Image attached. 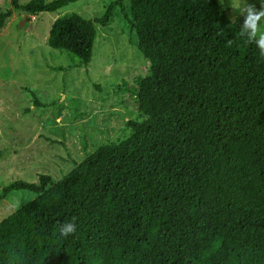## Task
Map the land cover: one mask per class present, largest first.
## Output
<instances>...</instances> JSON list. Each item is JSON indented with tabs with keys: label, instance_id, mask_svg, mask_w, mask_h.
<instances>
[{
	"label": "trees",
	"instance_id": "obj_1",
	"mask_svg": "<svg viewBox=\"0 0 264 264\" xmlns=\"http://www.w3.org/2000/svg\"><path fill=\"white\" fill-rule=\"evenodd\" d=\"M77 1L12 0L0 32L14 10L55 13ZM124 6L57 19L49 46L68 52L72 68L89 66L96 24L109 26ZM231 6L130 0L129 23L151 63L137 80L131 133L56 182L44 174L0 184V202L38 195L0 222V264H264V58ZM68 222L76 233L59 236Z\"/></svg>",
	"mask_w": 264,
	"mask_h": 264
},
{
	"label": "rangeland",
	"instance_id": "obj_2",
	"mask_svg": "<svg viewBox=\"0 0 264 264\" xmlns=\"http://www.w3.org/2000/svg\"><path fill=\"white\" fill-rule=\"evenodd\" d=\"M114 1L81 0L55 13L34 15L14 10L1 30L2 187L20 180L37 182L44 174L56 182L102 145L130 135L127 122L139 115L137 80L146 77L151 67L138 50V37L129 23L130 0H125L123 9H115V20L109 26L96 24L89 66L72 68L68 52L49 46L57 19L73 14L100 18ZM247 3L257 10L262 7L261 0ZM8 9H12V0H0V10ZM228 13L231 20L234 15L235 20L244 17L232 7ZM35 100L44 106H35ZM37 196L30 191L12 192L0 202V222Z\"/></svg>",
	"mask_w": 264,
	"mask_h": 264
},
{
	"label": "clouds",
	"instance_id": "obj_3",
	"mask_svg": "<svg viewBox=\"0 0 264 264\" xmlns=\"http://www.w3.org/2000/svg\"><path fill=\"white\" fill-rule=\"evenodd\" d=\"M262 7L257 10L254 5L248 4L247 0H233L232 8L234 13L244 16V22L241 26V35L247 37L249 43H254L259 49V54L264 58V0H261ZM235 23V15L232 18ZM231 41H229V44ZM77 225L73 222L60 224L58 235L67 238L75 234Z\"/></svg>",
	"mask_w": 264,
	"mask_h": 264
},
{
	"label": "water",
	"instance_id": "obj_4",
	"mask_svg": "<svg viewBox=\"0 0 264 264\" xmlns=\"http://www.w3.org/2000/svg\"><path fill=\"white\" fill-rule=\"evenodd\" d=\"M28 20V17H26L21 23H20V26L23 27V25L27 22Z\"/></svg>",
	"mask_w": 264,
	"mask_h": 264
}]
</instances>
